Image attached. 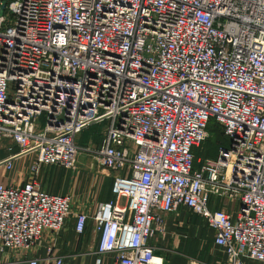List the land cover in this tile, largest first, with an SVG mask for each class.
Listing matches in <instances>:
<instances>
[{
	"label": "built area",
	"instance_id": "built-area-1",
	"mask_svg": "<svg viewBox=\"0 0 264 264\" xmlns=\"http://www.w3.org/2000/svg\"><path fill=\"white\" fill-rule=\"evenodd\" d=\"M2 0H0V4ZM103 125L99 138L80 133ZM221 130L214 159L194 149ZM33 154L21 185L0 182V248L28 250L68 217L115 264H162L151 243L185 206L230 264H264V0H7L0 14V140ZM80 153L114 174L94 215L44 189L45 166ZM212 198L237 203L213 208ZM124 199V203L120 200ZM27 264H68L48 254Z\"/></svg>",
	"mask_w": 264,
	"mask_h": 264
},
{
	"label": "crops",
	"instance_id": "crops-1",
	"mask_svg": "<svg viewBox=\"0 0 264 264\" xmlns=\"http://www.w3.org/2000/svg\"><path fill=\"white\" fill-rule=\"evenodd\" d=\"M85 142L80 141V144ZM16 153V144L4 147L0 143V160ZM30 161L31 157L24 155L14 161L10 170L0 166V182L21 185L26 179L25 171ZM113 177V172L100 171L93 158L87 156L77 158L74 169L45 166L40 173L44 189L69 195L74 213L83 211L89 217L94 215L100 203L113 198ZM124 201L120 200L121 203ZM211 202L213 208H224L229 212L237 207L236 202L228 199L212 198ZM97 239L92 218L88 219L84 232L79 234L74 230V217L70 216L63 229L59 232L45 231L28 250L0 248V264H27L30 257L48 254L61 256L68 264H97ZM151 243L162 264H230L226 254L214 243V230L200 215L185 206L163 216L162 231L156 232ZM113 256V253L101 255L100 264H115ZM246 264L258 263L248 261Z\"/></svg>",
	"mask_w": 264,
	"mask_h": 264
},
{
	"label": "rangeland",
	"instance_id": "rangeland-1",
	"mask_svg": "<svg viewBox=\"0 0 264 264\" xmlns=\"http://www.w3.org/2000/svg\"><path fill=\"white\" fill-rule=\"evenodd\" d=\"M218 126L216 125H211L210 130L208 131V135L206 136L205 140L194 149V156H195V166H200V162H198V160L200 159V161H202L203 158H209V159H214L217 156V152H218V148L221 146L222 143H224L223 145H227L226 140L223 139V136L221 134L220 129L216 128ZM104 126L102 125H93L90 126L86 129H84L80 135L78 136V142H85L87 143L90 140H97L101 134V132L103 131ZM3 144L4 147H8V145H14L12 140L10 139H2V141L0 142ZM7 145V146H6ZM18 148V152L20 151L19 146H17ZM31 157V159L33 158V154L28 155ZM88 155H86L85 153H80L79 157H85ZM78 157V158H79ZM13 166H14V162H13ZM28 166V165H27Z\"/></svg>",
	"mask_w": 264,
	"mask_h": 264
},
{
	"label": "water",
	"instance_id": "water-1",
	"mask_svg": "<svg viewBox=\"0 0 264 264\" xmlns=\"http://www.w3.org/2000/svg\"><path fill=\"white\" fill-rule=\"evenodd\" d=\"M6 1L7 0H2V3L0 4V14L4 11Z\"/></svg>",
	"mask_w": 264,
	"mask_h": 264
},
{
	"label": "trees",
	"instance_id": "trees-1",
	"mask_svg": "<svg viewBox=\"0 0 264 264\" xmlns=\"http://www.w3.org/2000/svg\"><path fill=\"white\" fill-rule=\"evenodd\" d=\"M216 128H218L219 129V127H216ZM221 131V130H220Z\"/></svg>",
	"mask_w": 264,
	"mask_h": 264
}]
</instances>
